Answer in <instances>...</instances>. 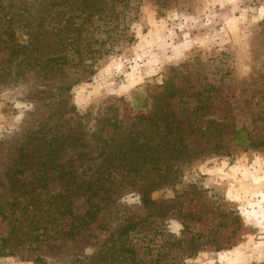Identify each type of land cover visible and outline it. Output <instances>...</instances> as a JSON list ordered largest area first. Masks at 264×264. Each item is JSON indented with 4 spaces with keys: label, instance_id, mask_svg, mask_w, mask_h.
I'll list each match as a JSON object with an SVG mask.
<instances>
[{
    "label": "rangeland",
    "instance_id": "obj_1",
    "mask_svg": "<svg viewBox=\"0 0 264 264\" xmlns=\"http://www.w3.org/2000/svg\"><path fill=\"white\" fill-rule=\"evenodd\" d=\"M75 1H2L0 25L20 41L40 34L43 55L69 59L18 70L0 49V264H264V0H102L99 13ZM152 112H176L188 153L173 159L168 145L155 167L130 152L137 170L120 153L95 219L71 236L55 233L72 218L48 214V201L37 223L19 222L29 200L10 176L29 146L58 139L48 162L88 180L111 138ZM86 207L71 203L74 215ZM47 220L56 235L43 233Z\"/></svg>",
    "mask_w": 264,
    "mask_h": 264
},
{
    "label": "trees",
    "instance_id": "obj_2",
    "mask_svg": "<svg viewBox=\"0 0 264 264\" xmlns=\"http://www.w3.org/2000/svg\"><path fill=\"white\" fill-rule=\"evenodd\" d=\"M2 1L3 0H0V9L3 5ZM101 1L102 0H77L74 3L77 4L79 8L83 7L84 9H82L85 11L94 8L96 9V12L99 13L101 8L98 7V4ZM117 1L120 0H110L109 2H112L114 6ZM65 2L66 0H61L58 3H56V0H49L48 5L58 6L59 3L63 4ZM84 2L85 5L83 6ZM44 10L46 11V8ZM55 12H57V10H55ZM58 13L59 12H57V14ZM90 14L93 15L94 13L91 11ZM40 23L42 24V21L39 22V24ZM40 41H42L40 34H31L30 38L27 40L25 39L24 41H20L17 33L12 30L11 26L0 25V49H8L7 67L13 66L14 69L18 70H45L51 67L50 64L52 61L60 59L68 61L69 58L66 53L50 54L49 56L45 53V55H43L39 48ZM157 106L158 105L155 104V109H157ZM175 113L176 112H152L148 115H138L136 117V122L133 123L138 127L132 129L127 135H124V131L118 133L116 137L114 136L111 138L115 145L110 143L102 149L100 154L105 155L102 159L105 161L97 164L94 169V174L88 180L75 177L72 178L68 176L72 173V171L59 169L53 162H48V160H51L52 154L59 150L57 146L58 139L53 138L55 140L52 139V142L48 143L47 146H42L41 143L43 142H37L35 147L33 145L29 146L27 150H25V153L22 154L23 157L26 156L24 164L21 163V165L15 169L16 172L10 176L11 189L22 192V196L27 195L29 200V203L25 207L20 208L19 222H26V220H29V223H37V212L41 209L43 201H48L51 204V206L47 209L49 212L48 214H51L52 211V214L57 213L60 215L64 214L71 216L72 222L69 230L61 229L58 232H55L57 234L60 233L62 236H71L74 233L73 228L77 227L79 223L87 224L88 222L94 220L97 214V210L95 211V205L99 203V200L96 198L100 196L101 191L106 189L105 184L111 180L108 177L113 173V170L119 167V165L122 167L125 165L120 164L122 159L118 156L120 153L128 159L134 170H137L139 161H136L135 164H133V160L130 159L128 155L130 152L135 153L137 150L141 151L142 157L145 159L144 164H146L147 158L149 160L155 159V167L157 165L160 166L159 163H163L161 159H163L164 152L168 150V145H172L174 147V152H172L173 159H178L183 154L188 153V144L183 143L185 136H183L180 132L181 126H179L178 122L175 126L172 124V117L176 116ZM162 122H164V124H162ZM212 123L215 126H219L218 122L212 121ZM174 128H177V134L173 137ZM219 130H222L221 126ZM234 131L237 135L236 137L241 138V133L244 132V129H237ZM202 136L205 137L206 134H203ZM139 139L145 141L140 142ZM152 140L154 142L150 143ZM177 143H179L180 146L176 147ZM250 143H252L253 146L258 145V143L254 142V140ZM38 145L43 148L42 153L45 154L44 157H39V154H37ZM112 145L115 146V148H113ZM217 145L218 143L214 146ZM126 146H128V148H126ZM190 155L191 154L188 156ZM113 156L118 158V163L112 161ZM37 159H40L42 162H37ZM48 166H50V168H48ZM49 171H52L55 175L51 177ZM25 172L27 173L25 176H18L19 173ZM104 172H107L106 176L102 175ZM30 174L32 176L29 178ZM54 182H59V187H55V189L59 190L57 193L54 192L52 194H47V190H44L45 192L43 190H38L39 187L44 189L47 188L50 183ZM30 185L32 186L31 188H29ZM142 191L141 200L143 204L148 205L152 203L153 200L150 196V190L148 188H143ZM75 197H85L87 207L83 214L74 215L73 210H71V203ZM36 199L39 200L38 204H35ZM8 205L9 207L16 209L18 207V202L15 201L13 203H9ZM4 209L5 208L3 206H0V213L3 214V216H5ZM49 221L50 220H47L49 225L47 224L42 227L43 233L46 235H56L50 232L54 229L51 226L52 222ZM35 223L34 225H37ZM22 226L24 225L21 224V227Z\"/></svg>",
    "mask_w": 264,
    "mask_h": 264
}]
</instances>
